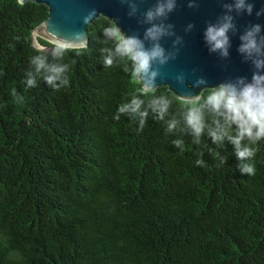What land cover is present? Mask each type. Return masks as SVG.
<instances>
[{
    "label": "trees",
    "instance_id": "obj_1",
    "mask_svg": "<svg viewBox=\"0 0 264 264\" xmlns=\"http://www.w3.org/2000/svg\"><path fill=\"white\" fill-rule=\"evenodd\" d=\"M47 14L0 0V264H264V140L242 174L227 138L217 149L187 125L183 99L143 92L110 20L84 47H54L32 35Z\"/></svg>",
    "mask_w": 264,
    "mask_h": 264
},
{
    "label": "clouds",
    "instance_id": "obj_2",
    "mask_svg": "<svg viewBox=\"0 0 264 264\" xmlns=\"http://www.w3.org/2000/svg\"><path fill=\"white\" fill-rule=\"evenodd\" d=\"M17 2L22 6L24 0H17ZM193 6V3L190 2L189 7ZM175 7L176 0H157L156 6L146 11V21L151 22L158 18H166L168 13L174 11ZM224 7L231 11L233 6L225 4ZM234 7L237 12L251 16L254 2L253 0H235ZM94 14V10L90 11L83 18V21L87 23ZM262 14H264V7L256 11L257 17ZM172 27L171 24L152 23L144 32V40L151 43L150 47H145L141 38L125 35L122 32L116 41V52L131 62V75L140 81L145 94L156 92V79L161 75L160 68L170 60L176 59L179 52V49H176L166 53L165 48L159 43L165 36L173 35V32L170 31ZM192 27L193 25H188L189 29ZM235 30L233 17L230 15L223 16L217 24H207L203 37L209 52H218L220 57L227 58L230 46L228 32ZM117 31L119 30L113 31L106 27L104 28V35L116 39ZM239 39L241 43L237 47V52L242 55L244 62L250 63L252 68L250 78L236 76L210 85L203 76H196L195 79L189 81L181 73L175 76V80L186 87L199 88L195 95H184V103L189 106L186 116L187 125L192 127L197 134L207 127V134L211 138V142L217 145V149L224 146V140L227 138L233 145L239 171L242 174L252 175L255 168L248 161L254 158L258 150L256 146L264 140V35H261V25L252 23L240 34ZM179 40L180 38L177 37L173 44L175 45ZM77 55H79V51H77ZM33 63L36 64L37 70L43 65V61L38 58L33 59ZM111 64V58L104 59L105 67ZM54 71L59 74L64 71V68H56ZM54 79L55 77H46V82L51 84ZM61 83L67 85L68 79L65 78ZM27 84L34 87L36 81L30 78ZM202 84H205L206 87L200 88L199 86ZM53 87L57 86L53 85ZM164 97H160L159 112L161 114L167 107V101ZM202 99L205 100L211 111L210 126L205 124L204 115L200 107L197 106ZM139 106L140 101L137 100L129 105L120 106L118 111L124 113L131 109V111L136 112ZM140 116V123L143 126V117L146 116V113L142 112ZM115 118L119 119L118 116ZM172 127L174 124H169V130ZM173 143L179 145L181 142L177 140ZM226 162V158H221V164ZM196 163L203 165L204 162L198 159Z\"/></svg>",
    "mask_w": 264,
    "mask_h": 264
},
{
    "label": "water",
    "instance_id": "obj_3",
    "mask_svg": "<svg viewBox=\"0 0 264 264\" xmlns=\"http://www.w3.org/2000/svg\"><path fill=\"white\" fill-rule=\"evenodd\" d=\"M43 4L47 9V18L33 29L32 35L42 37L51 45L79 48L88 43L87 26L96 18L102 16L112 22V25L125 35H134L141 38L145 47L151 43L144 40L145 30L152 23L171 24L173 32L171 36H165L159 43L167 52L179 49L176 59L170 60L160 68L161 75L156 79V88L165 86L169 92L177 98L184 100L185 94L195 95L197 87H186L175 80L177 74L183 73L189 81L196 76L205 77L210 85L229 80L236 76H251V65L243 61V57L237 52L241 43L239 36L252 23L261 25V35H264V14L256 16V11L264 7V0H253L252 15L237 12L235 0H176L174 11L168 13L166 18H158L148 22L145 13L156 6L157 0H24ZM193 7H189V3ZM232 5L231 11L224 5ZM94 10L95 14L85 23L83 18ZM233 17L235 31H229L230 46L228 57H220L218 52H209L204 42V29L207 24H217L222 17ZM193 25L188 28V25ZM82 34V35H79ZM177 37L179 42L175 45ZM36 48L44 49L34 40ZM206 87L205 84L199 86Z\"/></svg>",
    "mask_w": 264,
    "mask_h": 264
}]
</instances>
